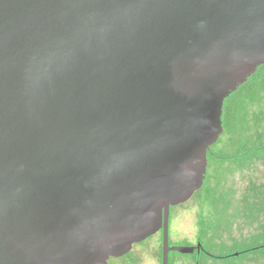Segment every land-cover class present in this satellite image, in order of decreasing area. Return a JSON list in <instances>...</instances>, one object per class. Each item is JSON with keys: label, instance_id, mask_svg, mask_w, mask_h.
Here are the masks:
<instances>
[{"label": "water", "instance_id": "water-1", "mask_svg": "<svg viewBox=\"0 0 264 264\" xmlns=\"http://www.w3.org/2000/svg\"><path fill=\"white\" fill-rule=\"evenodd\" d=\"M264 0H0V264H107L203 186Z\"/></svg>", "mask_w": 264, "mask_h": 264}, {"label": "rangeland", "instance_id": "rangeland-1", "mask_svg": "<svg viewBox=\"0 0 264 264\" xmlns=\"http://www.w3.org/2000/svg\"><path fill=\"white\" fill-rule=\"evenodd\" d=\"M245 106V135L264 140V92ZM225 145L218 147L231 150L230 144ZM208 184L213 188L209 205L202 207L201 194L196 192L187 202L171 208L169 243L193 245L198 239L215 257L230 254L226 262L202 257L200 264H264V158L243 165L218 164L210 172ZM199 214L202 225L198 224ZM161 240L157 232L113 264H132L133 257L135 264H161ZM168 264H194L193 255L171 251Z\"/></svg>", "mask_w": 264, "mask_h": 264}, {"label": "trees", "instance_id": "trees-1", "mask_svg": "<svg viewBox=\"0 0 264 264\" xmlns=\"http://www.w3.org/2000/svg\"><path fill=\"white\" fill-rule=\"evenodd\" d=\"M262 92H264V64L258 66L247 81L224 100L221 116L223 132L207 151L206 177L203 186L197 191L202 197V207L210 203L209 198L213 188L209 186L208 180L210 172L215 171L218 164L230 162L243 165L252 160L264 158V140L252 139L245 135L244 131L246 124L244 117L247 109L245 105L259 100ZM219 144H230L231 150L218 147ZM199 217L198 224L202 225V215L199 214Z\"/></svg>", "mask_w": 264, "mask_h": 264}, {"label": "flooded vegetation", "instance_id": "flooded-vegetation-1", "mask_svg": "<svg viewBox=\"0 0 264 264\" xmlns=\"http://www.w3.org/2000/svg\"><path fill=\"white\" fill-rule=\"evenodd\" d=\"M170 212H171V210H170ZM158 232H160L161 237H162L161 230L158 231ZM169 244L171 246L176 245V244H173V243H169ZM134 245L132 246L131 250L127 254H125L124 256H122V257L128 256L132 252V250L134 248ZM185 245H192V244H185ZM192 246H194V249L191 252V254L193 255V259H194V264H200L202 257L211 258V259L216 258L218 260H222L223 262H226V261L229 260V259L228 260H225V259L229 258L230 257V254H222V255H219V256L215 257L214 255H212L210 252H208L206 250V248L203 246L202 242L200 240H198V239L195 241V244H193ZM186 254H188V253H186ZM122 257L110 258L108 260V263L107 264H113V260H117V259L122 258ZM130 257H133V255L132 256L130 255ZM135 260H136L135 257H133L129 262L132 263V264H135Z\"/></svg>", "mask_w": 264, "mask_h": 264}]
</instances>
